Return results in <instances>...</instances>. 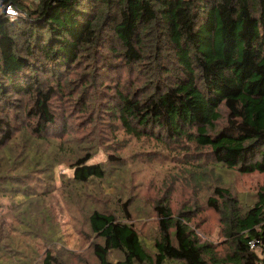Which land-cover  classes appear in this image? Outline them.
Wrapping results in <instances>:
<instances>
[{
	"label": "trees",
	"instance_id": "obj_1",
	"mask_svg": "<svg viewBox=\"0 0 264 264\" xmlns=\"http://www.w3.org/2000/svg\"><path fill=\"white\" fill-rule=\"evenodd\" d=\"M32 3L0 0V152L12 139L19 108L34 125L31 135L45 138L57 119L52 100L63 91L59 82L85 58L92 74L89 67L84 83L94 82L101 69L108 74L132 70L144 79L133 91L117 89L105 108L129 135L164 134L207 147L227 169L264 172V0ZM7 6L17 14L9 15ZM30 151L34 157L44 153ZM56 151L61 147L48 154ZM91 157L86 153L72 164L76 184L106 177L104 164H89ZM213 193L206 204L219 214L229 250L220 255L216 246L200 243L191 217L173 216L161 200L154 206L160 230L154 264H264L249 248V241L264 247V185L244 211L229 190L215 187ZM129 206L123 203L120 218L90 213V230L102 240L92 245L97 264L152 261ZM111 250L123 257L109 260ZM42 264L62 263L46 254Z\"/></svg>",
	"mask_w": 264,
	"mask_h": 264
},
{
	"label": "rangeland",
	"instance_id": "obj_2",
	"mask_svg": "<svg viewBox=\"0 0 264 264\" xmlns=\"http://www.w3.org/2000/svg\"><path fill=\"white\" fill-rule=\"evenodd\" d=\"M24 1L34 6L32 0ZM81 61L59 82L63 91L52 100L57 119L43 140L31 135L34 125L22 109L17 110L19 119L12 121V139L0 152V264H42L46 254L62 264H97L92 245L102 240L90 230L88 217L98 210L120 218L128 201L131 222L152 258L145 264H154L160 238L154 206L161 200L173 216H190L199 242L216 246L224 255L229 243L223 224L206 200L220 187L247 210L264 185V172L227 169L214 161L207 147L171 141L163 132L129 135L105 108L117 89L140 87L141 74L123 68L108 74L101 69L94 82L84 83L90 62ZM55 146L62 151L48 154ZM31 148L44 153L34 157ZM86 153H92L89 164H104L106 177L76 184L72 164ZM46 154L49 158L42 160ZM257 251L264 259V247ZM122 257L117 250L108 256L113 262Z\"/></svg>",
	"mask_w": 264,
	"mask_h": 264
},
{
	"label": "built area",
	"instance_id": "obj_3",
	"mask_svg": "<svg viewBox=\"0 0 264 264\" xmlns=\"http://www.w3.org/2000/svg\"><path fill=\"white\" fill-rule=\"evenodd\" d=\"M6 11L11 16H15L17 14L16 13V10L13 9L12 7H10V6H7ZM249 248L252 251L258 252L257 250L260 249V246L259 245H256V243L254 241H249Z\"/></svg>",
	"mask_w": 264,
	"mask_h": 264
}]
</instances>
